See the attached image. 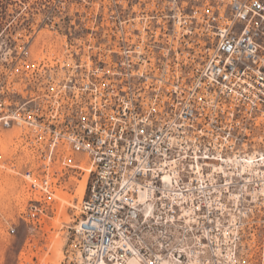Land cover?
Segmentation results:
<instances>
[{
    "label": "built area",
    "instance_id": "1",
    "mask_svg": "<svg viewBox=\"0 0 264 264\" xmlns=\"http://www.w3.org/2000/svg\"><path fill=\"white\" fill-rule=\"evenodd\" d=\"M5 170L59 264H264V0H0Z\"/></svg>",
    "mask_w": 264,
    "mask_h": 264
},
{
    "label": "rangeland",
    "instance_id": "2",
    "mask_svg": "<svg viewBox=\"0 0 264 264\" xmlns=\"http://www.w3.org/2000/svg\"><path fill=\"white\" fill-rule=\"evenodd\" d=\"M2 175L3 177L0 181V264H21L18 256H25L23 251L27 252L28 256L37 257V261L41 262V264H59L61 258L64 256L66 247V223L72 221V211L67 209L66 206H62L61 209L59 208L50 213V216L46 219V225L31 231L29 233L31 239L25 242L28 230L25 222L20 217L21 209L26 201L23 196L21 180L19 177L14 176V173L10 170H5ZM69 196L74 197V195ZM64 212L65 215L60 216ZM57 213L63 218L60 222L56 220ZM66 219L68 220L66 221ZM52 222H54V226ZM12 225L17 227L16 234L10 233ZM54 243L61 245V248L58 249L57 263L50 261L45 263L42 258L53 255L52 251L49 250L48 244L55 245ZM21 249H23L22 252ZM27 258L31 260L29 257Z\"/></svg>",
    "mask_w": 264,
    "mask_h": 264
},
{
    "label": "bare ground",
    "instance_id": "3",
    "mask_svg": "<svg viewBox=\"0 0 264 264\" xmlns=\"http://www.w3.org/2000/svg\"><path fill=\"white\" fill-rule=\"evenodd\" d=\"M85 179H86V176H85ZM84 190H85V180L84 181H80V183H79V185H78V187H77V193L80 195V197H82L83 196V194H84ZM59 196H60V198L63 200V201H66L70 196L67 194V193H65V192H59ZM63 206V203L61 202L60 203V205L58 206V209L60 208L61 209V207ZM57 212H59V211H57ZM58 214V213H57ZM63 216V215H65V212L64 213H62V214H60V216ZM59 216V214H58V216H57V218H56V220H58L57 222H60V220L61 219H63V218H61ZM68 219H66V221H67ZM54 222H52V224H53ZM58 224V223H57ZM53 226H54V224H53ZM57 226V225H56ZM60 240V239H59ZM52 242H53V240H52ZM53 244V243H52ZM50 245V244H48V247H49V250H51L52 251V253H53V255H51V256H44L45 258H42V260L45 262V263H47V261H50V262H52V263H57V255H58V249H60L61 248V245H57L58 243H54L55 245ZM43 257V256H42ZM43 263V262H42ZM128 264H138L134 259H132V260H130L129 261V263Z\"/></svg>",
    "mask_w": 264,
    "mask_h": 264
}]
</instances>
